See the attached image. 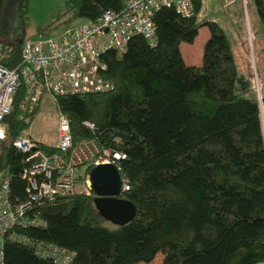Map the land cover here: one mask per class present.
<instances>
[{"label":"trees","instance_id":"trees-1","mask_svg":"<svg viewBox=\"0 0 264 264\" xmlns=\"http://www.w3.org/2000/svg\"><path fill=\"white\" fill-rule=\"evenodd\" d=\"M28 1L0 0V43L11 48L3 65L10 70L19 63ZM125 1L66 0L49 19L64 31L105 12L119 14ZM252 1L264 34V0ZM203 10L202 0H192L190 16L161 7L151 18L153 45L134 34L122 54L102 55L101 75L112 90L56 98L75 143L94 141L124 155L122 198L135 207L134 219L109 224L91 192L35 204L27 216L41 224L18 233L69 251L71 264H148L164 248L183 254L174 264H264V97L249 63L237 62L226 30L198 20ZM202 26L208 37L201 63L187 65L180 45L192 44ZM23 94L22 88L14 94L0 143V173L10 177L12 202L28 197V180L20 178L27 155L13 146L36 113H20ZM116 132L125 139L111 140ZM2 252L4 264H51L6 238Z\"/></svg>","mask_w":264,"mask_h":264},{"label":"built area","instance_id":"built-area-1","mask_svg":"<svg viewBox=\"0 0 264 264\" xmlns=\"http://www.w3.org/2000/svg\"><path fill=\"white\" fill-rule=\"evenodd\" d=\"M231 1L222 0V8ZM240 1L244 8L246 0ZM161 7H173L184 16L192 14V0H126L119 14L105 12L96 22L79 23L57 36L37 42L24 40L19 63L11 70L3 65L11 48L0 43V143L6 137L3 120L12 111L14 94L20 88L24 94L18 110L26 115L37 110L43 96L56 102L61 96L112 90V83L101 75L105 70L102 55L107 51L122 54L134 34L143 35L153 45L151 18ZM245 22L248 23L246 18ZM247 36H250L248 26ZM86 126L92 128L90 124ZM57 138L53 153L39 149L38 142L27 135H21L13 142L16 150L27 155L20 178L28 180V197L22 202H12L10 177L7 171L0 173V264H4L2 246L5 238L34 249L51 264L72 263L73 254L69 251L52 244L33 243L17 229L41 224L35 216L29 218L27 213L43 200L54 202L57 198L90 195L89 171L92 168L113 165L120 175L122 194L128 191L127 179L119 167V161L124 159L122 153L94 141L75 143L69 121L61 114H58Z\"/></svg>","mask_w":264,"mask_h":264},{"label":"rangeland","instance_id":"rangeland-1","mask_svg":"<svg viewBox=\"0 0 264 264\" xmlns=\"http://www.w3.org/2000/svg\"><path fill=\"white\" fill-rule=\"evenodd\" d=\"M202 1L204 10L198 20L214 21L216 23L218 22L219 25L226 27V33L234 49L237 62L243 60L245 64L249 63L250 68L252 67L251 70L253 69L255 88H260L261 95L264 97V34L258 28V18L253 1L246 0L244 8L242 7L240 0L237 2L239 5V7H237L239 13L241 12L239 15L241 16L240 20H233L232 11H230L229 8H227V10L223 9L220 0ZM209 1L210 5L208 6L206 3ZM65 2L66 0H29L28 21L26 23L24 40L37 42L45 38L59 35L62 32V23H52L49 19V15L50 13L62 9ZM230 5H227L226 7ZM226 13L229 14V18L234 25L231 23H225ZM245 18L248 23L245 22ZM247 26L250 30V36H247ZM238 35L241 36V41H239ZM207 37V27L202 26L199 28L198 34L192 44H181V54L184 56L188 65H200L202 47ZM235 41L238 42L234 43ZM55 103L56 102H54L53 98L43 96L40 105L36 110L34 119L26 132L28 137H32L38 143L53 146L58 140V111ZM182 257V253L173 252L170 248H164L157 253L154 260L148 264H174Z\"/></svg>","mask_w":264,"mask_h":264},{"label":"water","instance_id":"water-1","mask_svg":"<svg viewBox=\"0 0 264 264\" xmlns=\"http://www.w3.org/2000/svg\"><path fill=\"white\" fill-rule=\"evenodd\" d=\"M94 134L98 136L97 130H94ZM116 138L125 139V136L116 132L110 139ZM89 182L94 207L106 222L119 226L134 219L135 207L122 198L120 175L113 165L92 168L89 171Z\"/></svg>","mask_w":264,"mask_h":264},{"label":"crops","instance_id":"crops-1","mask_svg":"<svg viewBox=\"0 0 264 264\" xmlns=\"http://www.w3.org/2000/svg\"><path fill=\"white\" fill-rule=\"evenodd\" d=\"M216 2V1H215ZM237 2H239V0H233L230 4H228V5H230V6H228V7H226V8H224V9H226L227 10V8H229L230 9V11H232V13H233V20H240L241 18L239 17V15H238V12H239V9L237 8V7H239V5H238V3ZM220 3H222V0H220ZM206 4H208V6L210 5V1L209 2H207ZM225 17H226V20H225V23H231L232 25H234V23L232 22V20L229 18V14L228 13H226V15H225ZM208 20H210V19H208ZM211 22H214V21H211ZM218 23V22H217ZM221 26V25H220ZM224 30H227L226 29V27L225 26H221ZM240 37V41H241V36L240 35H238V38ZM236 42H238V41H235L234 43H236ZM181 46V45H180ZM183 56V55H182ZM183 59H184V56H183ZM184 62H185V64H187L186 63V61H185V59H184ZM201 63V62H200ZM188 65V64H187ZM30 137V136H29ZM32 140H34L32 137H30ZM34 141H36V140H34ZM37 142V141H36ZM41 144H43V143H41ZM44 145H46V144H44ZM54 146V145H53Z\"/></svg>","mask_w":264,"mask_h":264},{"label":"flooded vegetation","instance_id":"flooded-vegetation-1","mask_svg":"<svg viewBox=\"0 0 264 264\" xmlns=\"http://www.w3.org/2000/svg\"><path fill=\"white\" fill-rule=\"evenodd\" d=\"M232 1H233V0H232ZM232 1H231V2H232ZM229 4H230V3H229Z\"/></svg>","mask_w":264,"mask_h":264}]
</instances>
